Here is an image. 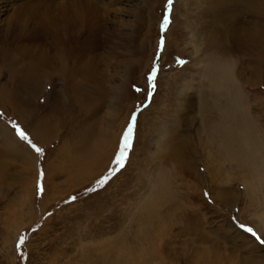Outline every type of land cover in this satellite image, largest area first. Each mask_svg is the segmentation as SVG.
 <instances>
[{"label":"rangeland","instance_id":"obj_1","mask_svg":"<svg viewBox=\"0 0 264 264\" xmlns=\"http://www.w3.org/2000/svg\"><path fill=\"white\" fill-rule=\"evenodd\" d=\"M197 2L114 3L122 46L112 56L100 50V57L105 56L110 66L114 60L136 63H131L133 74L118 96L114 97L112 87L120 78L105 83L111 89L91 122L87 118L92 116L80 113L78 104L63 92L62 80L55 81L54 93L45 82L46 92L40 94L13 80L3 64L0 39V91L3 86L8 90L0 92V264H264V76L248 72L251 64L238 56L235 74H244L240 99L246 125L257 141V161L218 159L215 131L220 108L202 119L198 114L203 65L193 66L195 55H189L185 46L189 33L196 32ZM164 15L169 22L161 27ZM185 23L189 29L182 32L178 49L170 43L165 51L167 35L172 39L175 28ZM142 42L148 47L141 49ZM234 54L236 59L237 51ZM153 67L156 74L150 88ZM112 71L108 67L106 73ZM188 71L193 75L179 95ZM168 86L170 95L164 101ZM57 105L59 112L54 115L51 109ZM134 112L131 147L124 167L117 168L115 158ZM45 119L54 129H48L42 142L32 134ZM13 124L43 150L41 155L20 140ZM89 124L95 129V141L99 133L108 131L106 141L91 161L84 146L76 162H70L64 147L74 144L78 130ZM174 132L178 154L171 141ZM206 137L213 146L206 147ZM41 170L42 192L37 190ZM160 189L167 190L170 198L160 202ZM156 214L162 220L155 219ZM241 225L252 228L260 239ZM21 237L24 243L18 248Z\"/></svg>","mask_w":264,"mask_h":264},{"label":"bare ground","instance_id":"obj_2","mask_svg":"<svg viewBox=\"0 0 264 264\" xmlns=\"http://www.w3.org/2000/svg\"><path fill=\"white\" fill-rule=\"evenodd\" d=\"M132 1L0 0V15L5 16L4 19H0V39L4 40L2 52L6 71L27 91L32 90L36 93L39 90V94L46 92L43 88L45 82L54 93L55 81L62 80L65 84L63 92L74 104H78L80 113L86 111L89 116H92L87 119H93L98 105L104 101L108 90L111 89L110 86L107 88L105 83L114 81L115 77L120 78L119 84L112 87V94L115 97L124 90L126 84L124 81L133 74L132 60L120 62L114 60L110 66V63L105 61V56L101 58L99 53L100 50L106 49V56H112V53L122 46L120 28H118L121 24L115 19V16L119 15V10L112 6L116 2ZM198 2L199 19L193 26L196 32L189 33L185 42V46L188 47L186 50H189L188 54L195 55L193 66L203 65L204 83L203 90L197 97L198 114L202 119L210 110L220 108L219 128L215 131L219 139V150L216 151L218 159H234L240 164L245 160L255 164L259 155L257 141L246 125L244 107L240 99L239 85L242 84L244 74L241 72L235 74V61L238 56L240 59L248 60L251 68L247 71L264 76V0H198ZM186 28L189 29L187 23L183 24V27L175 28L176 36L172 39H169L170 36L167 35L165 51L170 43L178 49L181 35L184 34L182 32ZM139 46L142 49L145 46L148 47V43L142 42ZM190 48H192L191 51ZM198 52L200 55L196 56ZM150 60L149 53L143 62L145 68H148ZM138 63L140 64V61ZM108 67L112 68V74L106 73ZM192 75L189 71L185 73L183 83L179 86V95L184 86L188 85L189 77ZM169 86L164 92V101H167L170 95ZM0 92H8L7 87L3 86ZM119 101L120 99L116 103L119 104ZM19 103H16V106ZM59 108L57 105L51 109V112L54 115L58 114ZM166 108L163 106L164 111L167 110ZM47 122L50 120L40 121L34 127V134H32L42 142H44L45 134H48L50 129H54L53 125ZM203 128L201 127L200 131H203ZM94 131L93 124H89L85 129L82 125L77 137H73L74 144L68 143L64 147L67 152L66 158L70 162H76L79 157L77 152L84 146L89 148L86 155L90 161L99 151L102 143L106 141L108 131L99 133L101 139L98 136L97 141H95ZM177 137L176 132L171 137L175 154H178V150L180 151V147H177L175 142ZM204 139L206 140L207 137ZM157 142L153 141L155 148H157ZM205 143L206 147L214 145H211L209 140ZM168 198H170L169 192L160 189L159 201L163 202ZM156 215L155 219L162 220L161 216Z\"/></svg>","mask_w":264,"mask_h":264},{"label":"snow or ice","instance_id":"obj_3","mask_svg":"<svg viewBox=\"0 0 264 264\" xmlns=\"http://www.w3.org/2000/svg\"><path fill=\"white\" fill-rule=\"evenodd\" d=\"M172 0H168V3L171 4ZM164 23L161 25V27H163L164 25H166L169 22V18L168 15H164ZM163 43V41L161 42ZM155 74H156V68L153 67L151 73L148 76V81H149V87L150 88H154V79H155ZM139 91V89H137ZM135 122H136V113H132L131 119L128 122V126L126 128V130L124 131V135H123V140H122V147L120 149V151L118 152V154L116 155L115 158V165L117 166V168H123L125 165V161L127 159V150L131 147V141L133 138V134H134V128H135ZM13 127L16 131V135L20 138V140L27 142L32 148L33 150L38 154L41 155L43 150L39 147H37L35 144H33L31 142V140L29 139L28 135L16 124H13ZM112 171V170H110ZM112 174H115L114 171H112ZM109 177H104L100 183L103 184L107 181ZM42 179H43V171L41 170L39 173V177L37 180V190L38 191H43V187H42ZM72 199H75L74 197ZM241 227L243 228V230L245 232L250 233L252 236H256L257 239H260L257 234L253 231L252 228L250 227H245L243 225H241ZM24 243V238L21 237L17 247L19 248L20 245H22ZM261 243H264V241H261Z\"/></svg>","mask_w":264,"mask_h":264}]
</instances>
